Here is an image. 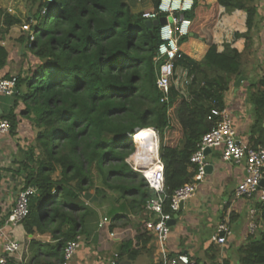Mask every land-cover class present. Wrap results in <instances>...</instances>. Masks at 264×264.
Instances as JSON below:
<instances>
[{
	"label": "trees",
	"instance_id": "16d2710c",
	"mask_svg": "<svg viewBox=\"0 0 264 264\" xmlns=\"http://www.w3.org/2000/svg\"><path fill=\"white\" fill-rule=\"evenodd\" d=\"M129 1L29 0V8L34 9L27 19L33 41L29 33L20 41L36 64L16 77L14 107L21 103V117L36 131L34 143L18 163L24 188L33 187L36 195L30 198L29 214L21 225L28 235L48 232L54 240L52 244L30 241L37 252L32 264H65L66 243L82 233L88 211L80 197L93 188L94 169L131 214L149 218L145 206L154 193L126 163L134 150L131 137L136 130L158 132L168 197L190 183L195 175L190 157L214 125L207 117L213 108H224V93L241 75L242 53L226 42L218 51L213 29L220 9L227 14L243 11L247 31L235 33L234 38H244L247 48L256 14L253 0H194L185 17L191 21L190 33L206 51L195 60L180 45L166 103L160 102L156 87L159 27L150 31ZM159 1L153 0L148 11ZM7 59L0 47V69ZM248 102L251 136L257 135L253 147L264 148V76L250 86ZM5 119L13 132L16 115L10 113ZM256 207L264 222V203ZM163 211L169 212V199ZM142 235L147 244L150 236L145 231ZM237 255L239 264H264V229L239 247Z\"/></svg>",
	"mask_w": 264,
	"mask_h": 264
},
{
	"label": "crops",
	"instance_id": "0c3cea01",
	"mask_svg": "<svg viewBox=\"0 0 264 264\" xmlns=\"http://www.w3.org/2000/svg\"><path fill=\"white\" fill-rule=\"evenodd\" d=\"M0 5V47L8 54L5 67L0 69V78L23 76L36 64L26 44L20 41L27 34L22 26L30 23L27 21L28 14L34 9L29 8V0H0ZM252 5L256 14L247 48L244 38H234L235 33L247 31L246 14L243 11L227 14L224 9H220L219 20L213 29L218 51L223 50L222 44L226 42L242 53L239 77H243V81L236 87L235 82L239 77L232 79L228 91L224 93L223 102L238 138L251 147L257 135L251 136L253 115L248 95L250 86L264 76V0H253ZM180 45L183 52L195 60H199L206 51V47L192 33ZM15 102L16 92L13 96H0V119H5L10 113L16 115V129L0 135V256L3 255L5 239L10 238L17 241L21 248L20 252L6 256L7 261L32 264L37 252L30 248V241L34 239L52 244L54 240L48 232L35 231L28 235L21 224L14 226L7 223L16 196L24 188V176L18 172V163L34 143L36 134L31 124L20 115L21 103L18 102V106L14 107ZM206 159L211 168L206 170L194 196L185 201L182 210L174 215L176 222L170 226L167 249L172 256L187 255L194 264H239L238 248L246 244L250 237L257 238L264 229V222L260 219L262 228L255 235H250L249 210L257 208V202L235 197L236 187L246 175V165L224 162L220 149L210 151ZM109 198L112 197L103 194L100 202L99 197L91 191L81 195L80 200L88 213L82 225V233L78 235L81 247L67 264H109L116 254V264H158L153 242L150 240L145 244L146 237L142 235L144 219L140 215L131 214L116 196L112 200ZM227 216L232 232L227 245L220 247L211 244L210 238L216 226ZM103 218H107L109 223L99 228ZM134 250L138 253L136 257L130 258L128 253Z\"/></svg>",
	"mask_w": 264,
	"mask_h": 264
},
{
	"label": "built area",
	"instance_id": "2783aa9c",
	"mask_svg": "<svg viewBox=\"0 0 264 264\" xmlns=\"http://www.w3.org/2000/svg\"><path fill=\"white\" fill-rule=\"evenodd\" d=\"M52 0H42V2H51ZM194 0H160L157 7L152 11L142 13L144 20H155L161 17L166 19V24L159 26L160 44L157 49L156 61L159 62L157 71L156 87L161 94V103L168 102L169 90L174 75V60L180 48V40L190 36L191 21L185 17V14L191 12ZM11 13V10H8ZM22 30L30 34V24H24ZM16 77L9 79L0 78V96H13L15 94ZM207 120L213 122L212 129L204 134L196 146L195 152L190 157V164L195 168L193 180L177 189L168 197L165 188L164 166L159 157V135L152 128L138 129L148 130L149 138L143 142L142 150L148 149V154L142 152L138 155V161L134 162L132 156L137 154V145L134 153L127 159L129 167L141 174L147 187L153 191L154 197L146 202L145 211L149 218L142 222L144 231L151 237L158 256V264H194L187 255L177 254L172 256L167 249V241L171 227L168 223L179 211L181 202L192 198L203 181L208 166L205 152L216 149L221 150V159L234 165H246V175L243 181L236 187V199L254 200L257 203H264V189L260 187V182L264 178V148L251 147L238 138L236 129L232 123L230 115L226 108H213ZM135 131L136 132L138 131ZM10 131V124L5 119H0V135L7 134ZM133 135L131 137V140ZM36 195L33 187H26L19 190L15 204L7 216V223L11 225L21 224L29 214V200ZM169 199V212L164 213V203ZM1 200V190H0ZM248 230L250 235H255L262 224L260 223L259 212L256 208L249 210ZM229 216L220 222L210 238V243L216 246L224 247L227 245L228 238L232 232L229 227ZM109 223L107 218H103L98 227ZM81 247L80 237L68 241L63 249L65 264L70 262ZM20 244L10 238L5 239L3 245V255L0 256V264L7 262L8 255H14L20 252ZM118 255L113 256L109 264H116Z\"/></svg>",
	"mask_w": 264,
	"mask_h": 264
},
{
	"label": "rangeland",
	"instance_id": "374dc122",
	"mask_svg": "<svg viewBox=\"0 0 264 264\" xmlns=\"http://www.w3.org/2000/svg\"><path fill=\"white\" fill-rule=\"evenodd\" d=\"M127 1H129V0H127ZM129 2H130V6H131L132 12L133 13H137V14L143 13L145 11H148L153 6L152 5L153 0H134V1L130 0ZM138 149L139 148H137V151H138L137 154H139V150ZM134 150H135V146H134ZM134 150H133V153H134ZM137 154H136V156H137ZM137 173H139V172H137ZM54 177L57 178V174L54 175ZM92 177H93V182H94L93 184L94 185H93V188L90 191L93 192L96 196L99 197L100 202H101V197H102L103 194H106L108 197L111 196L112 198H109L111 200L113 199V196H116V197L119 196V194L117 192L110 191V190L106 189V187H104V185L102 184L101 178L98 176V174H97L95 169L92 171ZM97 191H98L99 194L97 193Z\"/></svg>",
	"mask_w": 264,
	"mask_h": 264
},
{
	"label": "water",
	"instance_id": "95a60500",
	"mask_svg": "<svg viewBox=\"0 0 264 264\" xmlns=\"http://www.w3.org/2000/svg\"><path fill=\"white\" fill-rule=\"evenodd\" d=\"M144 24H145V26H146L150 31H152L153 28H157V27H159V26H163V25H165V24H166V19H165L164 17H161V18H159V19H155V20H146V21L144 22ZM190 36H191V34H190ZM242 81H243V77H239V78L237 79V81L235 82V86L238 87ZM14 91L16 92V90H14ZM209 152H210V151L207 150V151L205 152V155H207ZM210 168H211V166L208 165V166L206 167V170H208V169H210ZM260 187H261L262 189H264V178H263V179L261 180V182H260ZM182 208H183V202H181L180 205H179V211H181ZM175 222H176V216L173 217V219L168 223V225H169V226H173V225L175 224Z\"/></svg>",
	"mask_w": 264,
	"mask_h": 264
},
{
	"label": "bare ground",
	"instance_id": "6f19581e",
	"mask_svg": "<svg viewBox=\"0 0 264 264\" xmlns=\"http://www.w3.org/2000/svg\"><path fill=\"white\" fill-rule=\"evenodd\" d=\"M149 136V131L148 130H138L136 132V134L133 135L132 141L138 146L137 148H139V154H137V156L132 157V160L134 162H139L138 161V155H141L142 152L145 153V155L148 154V149H144V151L142 150V146H143V142H145L146 140H148Z\"/></svg>",
	"mask_w": 264,
	"mask_h": 264
},
{
	"label": "clouds",
	"instance_id": "9594fccd",
	"mask_svg": "<svg viewBox=\"0 0 264 264\" xmlns=\"http://www.w3.org/2000/svg\"><path fill=\"white\" fill-rule=\"evenodd\" d=\"M131 142H132V140H131Z\"/></svg>",
	"mask_w": 264,
	"mask_h": 264
}]
</instances>
